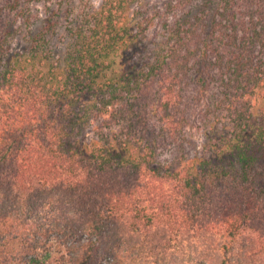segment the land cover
Masks as SVG:
<instances>
[{
	"label": "trees",
	"instance_id": "obj_1",
	"mask_svg": "<svg viewBox=\"0 0 264 264\" xmlns=\"http://www.w3.org/2000/svg\"><path fill=\"white\" fill-rule=\"evenodd\" d=\"M51 1L0 0L1 44L25 33L0 57V264H264V0H164L194 4L128 69L142 0L66 18L58 59L24 18ZM197 101L205 144L179 157Z\"/></svg>",
	"mask_w": 264,
	"mask_h": 264
},
{
	"label": "rangeland",
	"instance_id": "obj_2",
	"mask_svg": "<svg viewBox=\"0 0 264 264\" xmlns=\"http://www.w3.org/2000/svg\"><path fill=\"white\" fill-rule=\"evenodd\" d=\"M100 2L101 0H52L49 5L50 8L41 6L40 4L31 5V7L34 8L33 11L30 13L31 16L30 17L25 16L24 18H33V20H35V24H34L35 33L37 32L39 26L43 28V21L48 20L50 27L45 33L43 32V34H45L44 37L47 40V50L50 51L48 52V55L54 57V59H58L62 57L65 47L69 41L67 31L65 29L66 24L68 23L66 18L68 17L76 18L77 13H80V11H84L87 9L90 10L92 6L93 8H96L100 4ZM193 4H194V1L185 3L184 5H181L180 7L179 6L167 7L164 5V0H142L140 2L139 9L144 10V12L146 11V12L152 13L151 17L154 18L152 21H149L148 23L149 27L146 29L147 40L145 41V45L139 50L133 49L132 55H129L131 57H128V54L123 53V55L120 58H117V64H116L117 67L120 66L123 69H128L129 67L131 68L134 64L138 66V63H141L143 61L142 59L152 60L153 55H154V47L155 46H157L158 48L162 47L161 42L162 40L165 39V36H163V34L165 33V30L168 26L169 27L173 26V23H172L174 20L173 18H175L176 15L177 17H179L182 12L187 11L190 8V6H192ZM237 4H238L237 6L242 4V0H238ZM147 16H150V15H147ZM4 19L5 21L8 20L7 18H4ZM0 21L2 22V20ZM23 31L24 30H21V32ZM24 34L25 33H19V34L17 33L15 34L14 37H7L6 43L1 44L0 42V57L6 59L12 53L19 50L24 40ZM159 41L160 43H158ZM42 68L44 69V67ZM28 84L30 86H34V84H32L31 82H27V85ZM30 88L33 91L40 89L39 87L38 88L30 87ZM216 88L217 87H214L213 90H216ZM42 96H44V93L39 94L40 101H43ZM88 96L83 98L82 102L85 103ZM194 105H196V102L193 103V106ZM262 105L264 106V102ZM40 106H42V102L40 103ZM193 106H190L188 109H186V112H183L181 114V116L183 117L190 116L192 120L187 123L182 121V125H185V126L183 127V131L181 128L179 129V131L181 132L180 137L185 138L186 140L189 141L187 143L188 145H185L187 147L184 150H182L180 147H176V149L173 148L175 149L173 150V152H175L177 156L179 157L182 156L184 153H187L189 156H191L196 152L195 150L199 151L200 148H203L205 144V139H204L205 136L203 134L204 132L199 128L200 124L195 121L196 118L194 117L196 115L195 113H197L200 108H204V101L203 102L197 101V106L195 107ZM208 106H209L210 111L208 113L207 118H211L212 113H213L212 111L213 109H215L216 105L210 101ZM258 107L259 106H256V108ZM260 109L261 108H259L258 110ZM176 114H177V111H176ZM116 118L118 119L119 116L117 115ZM101 129H102L101 131H99L98 129H94V132H93L91 130V126L89 127L88 125L87 127L85 126L82 129V133L87 132V137L85 138L89 139V138L94 137L95 135L96 137H100L106 134L116 133L119 130V127H117V125H112L111 127H108V128L102 127ZM155 130H157V128H155ZM165 156L169 160H174V157H175L171 153V150L166 151ZM165 156L164 158L166 159ZM14 222H16V220ZM23 226L22 225L17 226L16 228H14L15 229L14 232L23 230L28 225L26 224L25 225L26 227H23ZM50 242L53 243L54 239H52Z\"/></svg>",
	"mask_w": 264,
	"mask_h": 264
}]
</instances>
